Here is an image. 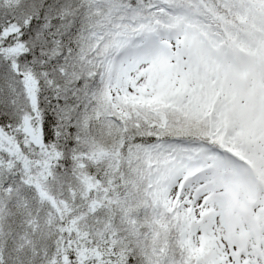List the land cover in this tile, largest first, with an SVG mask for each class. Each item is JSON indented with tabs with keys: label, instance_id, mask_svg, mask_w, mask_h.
Returning a JSON list of instances; mask_svg holds the SVG:
<instances>
[{
	"label": "snow or ice",
	"instance_id": "1",
	"mask_svg": "<svg viewBox=\"0 0 264 264\" xmlns=\"http://www.w3.org/2000/svg\"><path fill=\"white\" fill-rule=\"evenodd\" d=\"M0 264H264V0H0Z\"/></svg>",
	"mask_w": 264,
	"mask_h": 264
}]
</instances>
